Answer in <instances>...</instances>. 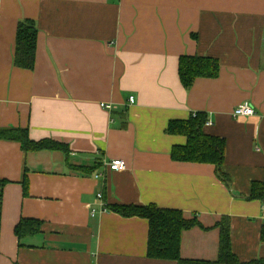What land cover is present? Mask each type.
Returning a JSON list of instances; mask_svg holds the SVG:
<instances>
[{
  "label": "crops",
  "instance_id": "obj_1",
  "mask_svg": "<svg viewBox=\"0 0 264 264\" xmlns=\"http://www.w3.org/2000/svg\"><path fill=\"white\" fill-rule=\"evenodd\" d=\"M26 20L39 31L33 71L14 64ZM183 56L218 59L219 77L187 90ZM243 103L256 115L234 118ZM199 113L212 122L205 131L227 142L228 184L214 165L172 158L187 138L169 124ZM0 127L70 149L67 158L0 141V178L10 182L0 264H177L150 259L149 222L102 212L100 193L107 205L197 218L203 228L183 232V259L218 261L225 216L240 261L264 259V201L248 199L264 182V0H0ZM116 159L125 171L107 169ZM25 219L42 229L20 240Z\"/></svg>",
  "mask_w": 264,
  "mask_h": 264
},
{
  "label": "trees",
  "instance_id": "obj_2",
  "mask_svg": "<svg viewBox=\"0 0 264 264\" xmlns=\"http://www.w3.org/2000/svg\"><path fill=\"white\" fill-rule=\"evenodd\" d=\"M38 35L36 23L26 20L19 24L16 37L15 66L33 71L36 66ZM179 73L183 86L189 90L195 81L200 78L216 79L221 73V63L212 57L183 56L179 64ZM208 117L199 113L187 121H173L169 124L168 133L187 138L185 146H176L172 151V158L178 162L211 164L216 166L218 176L225 183L230 182L229 176L224 172L227 142L208 134ZM0 141L16 142L22 145L26 153H38L43 151L61 152L70 155V149L66 144L52 139L34 141L30 137L28 129L1 128ZM74 170L85 173L92 172L72 165ZM10 182L0 178V237L2 232L3 198L6 186ZM23 188L26 196L29 195V179L24 176ZM249 200L264 201V182L253 184ZM108 211L115 212L125 218H143L149 222L148 257L153 260L172 261L177 264H264V259L257 262L243 263L233 251L231 235V219L223 217L217 223L220 230L219 258L216 262L188 260L181 256V242L183 232L195 227H202L197 218H186L182 211L165 210L155 205H107ZM42 222L36 219L22 220L16 227V235L23 237L33 236L41 232ZM264 242V228L262 230Z\"/></svg>",
  "mask_w": 264,
  "mask_h": 264
},
{
  "label": "built area",
  "instance_id": "obj_3",
  "mask_svg": "<svg viewBox=\"0 0 264 264\" xmlns=\"http://www.w3.org/2000/svg\"><path fill=\"white\" fill-rule=\"evenodd\" d=\"M134 98H131V103H134ZM105 109L111 110V106H107L105 104L102 105ZM195 114L194 116H196ZM256 115V110L250 103H243L236 107V109L233 112V117L238 119V118H245V117H252ZM207 126H212V122L208 121ZM107 169L113 172H120V171H125L127 169V165L125 161L116 159L110 162L109 164H106ZM98 201L101 206V211L102 212H108L107 204L104 201V196L102 193L98 194ZM98 214L96 209L91 210V215L93 217H96Z\"/></svg>",
  "mask_w": 264,
  "mask_h": 264
}]
</instances>
